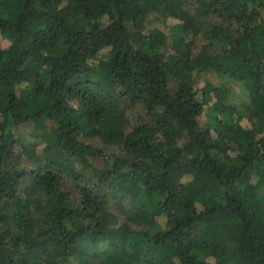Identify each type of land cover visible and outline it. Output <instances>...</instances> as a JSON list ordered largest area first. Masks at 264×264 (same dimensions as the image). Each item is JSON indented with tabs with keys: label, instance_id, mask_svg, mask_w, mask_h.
Listing matches in <instances>:
<instances>
[{
	"label": "trees",
	"instance_id": "16d2710c",
	"mask_svg": "<svg viewBox=\"0 0 264 264\" xmlns=\"http://www.w3.org/2000/svg\"><path fill=\"white\" fill-rule=\"evenodd\" d=\"M0 37V264H264V0H0Z\"/></svg>",
	"mask_w": 264,
	"mask_h": 264
},
{
	"label": "rangeland",
	"instance_id": "374dc122",
	"mask_svg": "<svg viewBox=\"0 0 264 264\" xmlns=\"http://www.w3.org/2000/svg\"><path fill=\"white\" fill-rule=\"evenodd\" d=\"M154 29L160 30L162 33H164L167 36L168 38L167 53L172 54L174 51L172 48L174 36L171 30V21L162 19L156 14H151L148 16L146 20L145 32L149 33ZM0 42L2 43L3 46L7 45V43L4 40H2L1 37H0ZM199 76L213 83L215 86H218V87L224 86L225 88H227L228 89V101L236 109H242L243 105H246V103L248 102L247 91L245 90L244 86L241 83L235 80H232L228 77L219 75L218 73L214 71H202L200 72ZM213 116H214L213 112L208 113L207 116L201 119L202 124L207 123V121H209V123H213L212 122ZM244 127L250 128L251 123L245 122Z\"/></svg>",
	"mask_w": 264,
	"mask_h": 264
}]
</instances>
